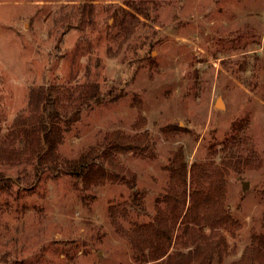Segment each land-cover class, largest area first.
Returning a JSON list of instances; mask_svg holds the SVG:
<instances>
[{
	"label": "rangeland",
	"instance_id": "1",
	"mask_svg": "<svg viewBox=\"0 0 264 264\" xmlns=\"http://www.w3.org/2000/svg\"><path fill=\"white\" fill-rule=\"evenodd\" d=\"M91 84L102 101L60 122L38 167L27 133L44 92L72 114ZM122 137L139 149H114ZM236 159L238 229L217 232L221 255L210 239L185 249L191 165ZM0 179V264H137L141 231L236 264L264 231V0H0Z\"/></svg>",
	"mask_w": 264,
	"mask_h": 264
},
{
	"label": "trees",
	"instance_id": "2",
	"mask_svg": "<svg viewBox=\"0 0 264 264\" xmlns=\"http://www.w3.org/2000/svg\"><path fill=\"white\" fill-rule=\"evenodd\" d=\"M102 101L100 89L97 85L91 84L88 89L78 96L77 103L72 114H61L54 105V99L51 90H46L42 96V108L35 114L33 121L35 124L28 130V136L31 143L37 152V166L49 160L53 149L60 137V122L70 124L77 120L80 113L89 108L91 104H98ZM142 122H138V128ZM116 141H112L114 149L121 151H136L139 149L140 141L122 137ZM122 151V152H123ZM38 167L36 169H38ZM192 177L196 176L194 183H197L199 191H194L189 194V205L181 218V224L184 226V237L177 235L175 241L181 244L185 249L190 248L198 239L206 241L210 239L212 247H215L218 254H222V249L225 245L224 236H220L218 231L221 227L227 225H236L237 221L226 207V177L230 170L236 171L242 167L239 159L234 161L226 160L223 166L214 168L212 172H208V166L200 164H192ZM39 171L36 170L35 179L39 176ZM200 179V180H199ZM1 180V179H0ZM7 182L12 179L6 180ZM206 184V185H205ZM207 186V187H206ZM205 188V189H204ZM207 188V189H206ZM133 195L136 192L133 191ZM235 228L238 229L237 226ZM141 229V228H140ZM136 242L131 243V249L135 262L137 264H190V261L195 258L199 264H212L211 255L209 254V244L206 242L205 248L196 246L195 249H190L183 253L180 250L174 253H168V249L162 248L159 242L155 243L146 233L141 231V235L135 239ZM209 241V240H208ZM149 252V253H148ZM4 261L0 257V263ZM151 262V263H150ZM236 264H264V231L254 234L251 237V243L246 247Z\"/></svg>",
	"mask_w": 264,
	"mask_h": 264
},
{
	"label": "water",
	"instance_id": "3",
	"mask_svg": "<svg viewBox=\"0 0 264 264\" xmlns=\"http://www.w3.org/2000/svg\"><path fill=\"white\" fill-rule=\"evenodd\" d=\"M222 102L220 101V99L217 100V103L215 104L216 108H222ZM248 184L247 183H243L242 185V190H245L247 188Z\"/></svg>",
	"mask_w": 264,
	"mask_h": 264
}]
</instances>
